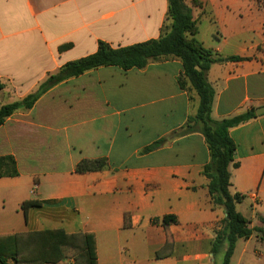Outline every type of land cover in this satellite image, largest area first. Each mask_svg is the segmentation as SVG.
I'll use <instances>...</instances> for the list:
<instances>
[{
	"label": "crops",
	"instance_id": "obj_1",
	"mask_svg": "<svg viewBox=\"0 0 264 264\" xmlns=\"http://www.w3.org/2000/svg\"><path fill=\"white\" fill-rule=\"evenodd\" d=\"M198 1L194 19L218 40L206 49L224 59L208 71L213 120L256 113L264 107V0ZM168 11V0H0V106L22 101L100 42L120 48L159 39ZM199 36L198 26L205 46ZM182 72L179 59L128 71L101 67L10 116L0 126V156L15 158L19 176L0 178V236L92 233L97 264H223L228 244L215 253L213 242L226 213L213 205L203 174L208 145L200 132L175 135L199 105L180 88ZM230 137L239 163L232 191L249 200L247 218L264 216V113ZM98 158L108 159L106 170L75 172ZM28 202L36 206L25 212ZM166 215L178 220L168 245ZM261 240L236 243L230 264H264Z\"/></svg>",
	"mask_w": 264,
	"mask_h": 264
},
{
	"label": "trees",
	"instance_id": "obj_2",
	"mask_svg": "<svg viewBox=\"0 0 264 264\" xmlns=\"http://www.w3.org/2000/svg\"><path fill=\"white\" fill-rule=\"evenodd\" d=\"M168 1L167 22L159 39L120 48L100 42L95 54L65 64L58 72L50 74L36 92L22 101L0 106V126L18 110L32 108L52 87L89 71L109 66L128 71L144 69L153 62L181 60L183 72L178 77V84L183 90H195L199 105L196 114L190 116L175 135L200 132L208 145L210 162L204 167L203 174L209 179L208 189L213 205L223 208L226 213L223 229L217 232L213 242V250L216 253L227 243L223 264H230L237 241L248 240L253 235L252 229L248 227V218L237 209L245 200V195L231 190L232 169L238 168L239 163L235 161L236 144L230 137V129L256 118V113L251 109L230 118L213 120L211 114L215 90L208 81V71L213 64L223 62L224 59L204 48L195 38L198 23L184 0ZM195 2L200 4L198 0ZM67 47L68 45L60 50ZM243 60L245 59L240 57L229 58V61ZM160 144L161 142L155 143L146 151L156 149ZM108 167L106 158L82 160L77 164L75 172L87 174L104 171ZM18 176L15 158L10 155L0 156V178ZM28 206L36 205L32 202L24 203L22 210L26 212ZM177 222L174 215H166L162 219V226L168 237L167 245L172 240L169 228ZM257 232L262 234L261 239L264 240V231ZM65 259L73 260V264H97L95 235L87 232L68 234L56 229L0 236V264H58Z\"/></svg>",
	"mask_w": 264,
	"mask_h": 264
},
{
	"label": "rangeland",
	"instance_id": "obj_3",
	"mask_svg": "<svg viewBox=\"0 0 264 264\" xmlns=\"http://www.w3.org/2000/svg\"><path fill=\"white\" fill-rule=\"evenodd\" d=\"M184 3L191 9V11H192V8L193 7H197V6H199L198 4H196V2H195V0H184ZM192 7V8H191ZM193 15V14H192ZM169 23V22H168ZM198 23V26H199V32H200V36H199V38L202 40V41H204L206 44H205V46L203 45V47H205V48H207L210 44H212V43H216L218 40H217V37H215V38H213V37H211L209 34H210V28H208L207 26L208 25H206V24H204V25H199V22H197ZM206 25V26H205ZM214 28V27H213ZM215 34L214 35H216V31L214 32ZM195 38L196 39H198V37H197V35L195 36ZM49 77V75L47 76V78ZM46 78V79H47ZM189 86V85H188ZM190 88V87H189ZM191 91V95L193 96V98H194V100H195V102H199V97H198V95H197V92L195 91V90H190ZM22 110H24L23 108H22ZM232 190V189H231ZM233 192V191H232ZM237 209H238V211H240L244 216L245 215H249L250 213H251V205H250V202H249V200L248 199H246V200H244V202L239 206L238 205V207H237ZM252 215H253V213H251ZM248 220H249V224H248V227L250 228V229H252V231H253V235L252 236H259L260 238H261V236H262V234H260V233H258L257 231L258 230H263L264 231V216H260V215H258V214H256L255 215V217L254 218H248ZM256 221L257 220V222L259 223V224H262V227H257V226H253V222L252 221ZM261 241H263L264 242V240H261ZM237 243H239V246L240 247H242V245L245 243L244 242V240L243 239H240V240H238L237 241ZM252 243V245H257V243H256V241H252L251 242ZM260 243V242H259ZM263 246H264V244H263ZM239 247V248H240ZM263 252H264V249H263ZM60 263V262H59ZM74 262H73V260H72V263H69V264H73Z\"/></svg>",
	"mask_w": 264,
	"mask_h": 264
},
{
	"label": "water",
	"instance_id": "obj_4",
	"mask_svg": "<svg viewBox=\"0 0 264 264\" xmlns=\"http://www.w3.org/2000/svg\"><path fill=\"white\" fill-rule=\"evenodd\" d=\"M262 113H264V107L256 109L257 115H262Z\"/></svg>",
	"mask_w": 264,
	"mask_h": 264
}]
</instances>
